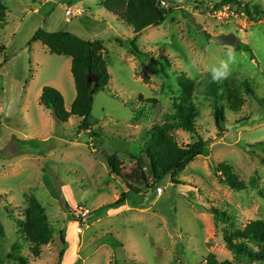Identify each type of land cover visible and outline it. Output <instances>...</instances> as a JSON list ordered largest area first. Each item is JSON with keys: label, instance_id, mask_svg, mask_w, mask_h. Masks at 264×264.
Listing matches in <instances>:
<instances>
[{"label": "rangeland", "instance_id": "obj_1", "mask_svg": "<svg viewBox=\"0 0 264 264\" xmlns=\"http://www.w3.org/2000/svg\"><path fill=\"white\" fill-rule=\"evenodd\" d=\"M100 1L4 0L0 264H19L17 254L28 264H206L208 253L219 260H233L223 230L264 219V150L252 146L264 141V15L254 21L245 9L264 11V0H230L221 6L216 5L222 0H161L160 6L169 10L165 20L142 30L136 41L153 60L134 55L117 42L128 41L133 31ZM221 7L229 11L224 16L214 12ZM37 28L102 41L110 80L104 89L94 91L88 116L90 129L98 137L78 133L80 117L76 115L66 123L41 115L42 86L59 90L67 109L75 87L69 57L50 53L39 41L28 44ZM229 33L236 36L234 45L213 39ZM238 42L249 50L237 49ZM229 53L234 58L229 77L247 78L253 91L243 94L245 103L237 112L226 107L225 99L218 101L221 128L214 124L212 97L194 93L197 133L181 128L171 133L184 146L201 136L210 155L196 156L181 172L153 183L143 137L155 123L171 119L173 100L181 92L178 75L183 72L204 83L210 69L228 60ZM155 62L164 64L167 76L161 75ZM49 133L51 138L41 139ZM111 154L118 159V173L112 172L107 160ZM219 162L230 163L245 181L255 176L256 182L241 191L230 189L214 174ZM122 193L126 203L105 208ZM31 195L48 215L53 234L39 257L31 254L20 227ZM85 209L89 213L83 219L79 211ZM112 239L122 246H112Z\"/></svg>", "mask_w": 264, "mask_h": 264}, {"label": "trees", "instance_id": "obj_2", "mask_svg": "<svg viewBox=\"0 0 264 264\" xmlns=\"http://www.w3.org/2000/svg\"><path fill=\"white\" fill-rule=\"evenodd\" d=\"M161 0H101L100 5L115 15L118 19L126 23L133 34L128 41L118 39L121 46L129 48L134 55H147L152 59V55L142 52L136 44L137 38L142 30L149 26L160 25L169 10L160 6ZM230 0H222L216 6L227 4ZM251 20L257 21L264 11L257 7L250 11L245 8ZM6 6L4 0H0V22L5 19ZM39 41L50 53L63 55L71 58L70 72L75 87V97L70 108L65 107L62 93L55 87L44 85L41 88L39 102L48 108L57 122L65 123L71 116L80 117L77 126L78 133L86 131L90 136L98 137V133L90 129L88 116L91 113L93 104L94 84L97 85L95 92L104 89L110 80V73L107 62L102 54L104 49L101 40H90L78 36L69 31H48L44 28H37L28 44ZM237 49L249 50L246 45L239 42ZM153 60V59H152ZM162 76H167L163 63H156ZM160 64V65H159ZM91 77L93 82L88 84L87 77ZM147 80V77H143ZM195 82L183 72L177 77V84L180 87V95L173 100L174 113L171 119L161 124L155 123L149 132L144 134L143 151L148 160L147 172L153 183L161 182L165 176L181 172L185 165L196 156H209L210 149L206 141L198 136L196 141L190 145H179L174 135L171 133L175 128H181L189 133L196 134L198 131L196 119L198 115L197 105L194 102V93H202L205 97L211 96L212 114L214 124L221 128L223 118L218 101L225 99L226 107L230 111L237 112L245 103L243 94L252 92L253 88L247 78L229 77L221 82H213L211 73L206 79ZM205 84L200 90L198 86ZM148 102L156 103V99H145ZM253 147L264 150V141L254 142ZM107 160L111 165V170L118 173V159L115 154L107 155ZM214 174L219 181L227 185L234 191L246 189L248 185L256 182V177H251L248 181L243 180L235 172L234 167L227 162H219L215 166ZM144 176V173H142ZM126 194L120 197L107 207H118L126 203ZM218 216L222 215L213 209ZM24 220L21 221L22 234L30 243V252L34 257H39L41 247L53 240L51 224L48 215L41 207L35 196L29 197L28 205L24 211ZM2 227L0 231L2 232ZM65 229L61 230L60 237L65 243ZM223 240L227 249L232 253V259L219 260L214 253H208L205 257L206 264H264V219L257 218L248 221L241 227H236L231 231L223 230ZM112 246L118 247L122 244L115 239L110 241ZM257 247H254L253 245ZM64 247L59 251L61 262L64 254ZM19 264H28L27 259L20 254L15 256ZM137 264V263H132Z\"/></svg>", "mask_w": 264, "mask_h": 264}, {"label": "clouds", "instance_id": "obj_3", "mask_svg": "<svg viewBox=\"0 0 264 264\" xmlns=\"http://www.w3.org/2000/svg\"><path fill=\"white\" fill-rule=\"evenodd\" d=\"M233 54L229 53L228 60H222L217 66H214L210 69L211 79L213 82H221L224 79H227L230 75V64L233 62Z\"/></svg>", "mask_w": 264, "mask_h": 264}, {"label": "water", "instance_id": "obj_4", "mask_svg": "<svg viewBox=\"0 0 264 264\" xmlns=\"http://www.w3.org/2000/svg\"><path fill=\"white\" fill-rule=\"evenodd\" d=\"M213 39L222 45H234L235 41H236V36L233 33H229V34H219V35H215L213 37ZM87 82L88 84H91L93 82V79L91 77H87ZM97 87L96 84H94L93 89H92V93L94 92L95 88Z\"/></svg>", "mask_w": 264, "mask_h": 264}, {"label": "crops", "instance_id": "obj_5", "mask_svg": "<svg viewBox=\"0 0 264 264\" xmlns=\"http://www.w3.org/2000/svg\"><path fill=\"white\" fill-rule=\"evenodd\" d=\"M112 14V13H111ZM113 16H115V15H113ZM116 17V16H115ZM117 18V17H116ZM118 19V18H117ZM120 20V19H119ZM123 22V21H122ZM129 27V26H128ZM130 28V27H129ZM70 58V57H69ZM70 63V65H71V58H70V62L68 61V64ZM43 87V86H42ZM41 87V88H42ZM40 92H41V89H40ZM39 95H40V93H39ZM39 110H40V112H41V115H43V116H45L46 118H49L50 116H52L53 117V115H52V112L48 109V108H46L44 105H42L40 102H39ZM54 118V117H53ZM66 123V122H65ZM30 134H32V135H36V134H34V133H30ZM37 135H38V133H37ZM43 136H44V134H43ZM23 138H27V137H25V136H22ZM46 137V138H45ZM49 138H51V133H49V134H47L46 136H44L43 138H41L42 140H46V139H49Z\"/></svg>", "mask_w": 264, "mask_h": 264}, {"label": "built area", "instance_id": "obj_6", "mask_svg": "<svg viewBox=\"0 0 264 264\" xmlns=\"http://www.w3.org/2000/svg\"><path fill=\"white\" fill-rule=\"evenodd\" d=\"M163 3V1H161ZM218 8V7H215ZM214 12L216 13V15L218 16H224L226 15L229 11H227V8H219V9H214ZM66 14H70L69 10H66ZM158 191H161V188H158ZM79 212H81L83 219H85V217L88 215L89 210L85 209L84 211L80 210ZM77 219L79 220V218L77 217Z\"/></svg>", "mask_w": 264, "mask_h": 264}]
</instances>
